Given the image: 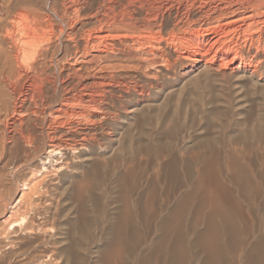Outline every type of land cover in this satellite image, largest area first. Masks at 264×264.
Masks as SVG:
<instances>
[{
    "label": "bare ground",
    "instance_id": "6f19581e",
    "mask_svg": "<svg viewBox=\"0 0 264 264\" xmlns=\"http://www.w3.org/2000/svg\"><path fill=\"white\" fill-rule=\"evenodd\" d=\"M0 264H264V0H0Z\"/></svg>",
    "mask_w": 264,
    "mask_h": 264
}]
</instances>
